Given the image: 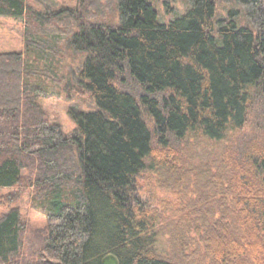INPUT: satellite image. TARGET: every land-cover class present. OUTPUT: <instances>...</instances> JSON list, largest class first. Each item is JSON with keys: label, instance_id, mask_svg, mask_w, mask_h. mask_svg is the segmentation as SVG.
<instances>
[{"label": "trees", "instance_id": "1", "mask_svg": "<svg viewBox=\"0 0 264 264\" xmlns=\"http://www.w3.org/2000/svg\"><path fill=\"white\" fill-rule=\"evenodd\" d=\"M236 1L248 25L215 0L168 22L154 0H77L63 18L0 0L25 21L24 47L0 52V264H264V0ZM66 44L84 59L65 87L95 105L69 110L70 134L39 102ZM146 172L179 192L166 218L138 194Z\"/></svg>", "mask_w": 264, "mask_h": 264}, {"label": "rangeland", "instance_id": "2", "mask_svg": "<svg viewBox=\"0 0 264 264\" xmlns=\"http://www.w3.org/2000/svg\"><path fill=\"white\" fill-rule=\"evenodd\" d=\"M154 2L162 22L170 21L187 9V0H154ZM215 2L216 19L228 17L232 14L239 25L249 24L244 15L243 7L236 0H215ZM27 3L34 11L56 13L59 14V18H63L67 10L77 6V0H27ZM24 29V19L0 16V52L20 51L24 47ZM48 40L54 42L52 35L48 37ZM61 50L67 56L58 62L61 69V79L64 82L61 81L56 87L54 85L52 90L55 92L51 96L40 97L39 102L50 119L58 122L63 131L66 134H70L76 127V121L69 110L71 108L77 111L80 109L94 110L95 105L89 94L79 93L76 88L67 90L65 87V81L68 79L74 84L79 83L77 71L84 59V53L72 47L69 48L67 44L61 47ZM49 58L53 59V56L49 54ZM50 61L57 62L55 59ZM137 187L138 194L143 202L145 201L146 205L150 207H157L164 218L170 215L169 210H166V203L172 204L179 199V192L161 186L159 178L151 172H146L137 179ZM11 190L14 189H0V195L6 194ZM179 191L181 192L180 189ZM29 192L30 190L26 189L18 199L17 204L20 207L23 219L31 228H42L46 225V216L40 207L35 208L32 205ZM8 207L9 205L1 203L0 213Z\"/></svg>", "mask_w": 264, "mask_h": 264}, {"label": "water", "instance_id": "3", "mask_svg": "<svg viewBox=\"0 0 264 264\" xmlns=\"http://www.w3.org/2000/svg\"><path fill=\"white\" fill-rule=\"evenodd\" d=\"M100 264H120V260L114 252H107L101 257Z\"/></svg>", "mask_w": 264, "mask_h": 264}]
</instances>
